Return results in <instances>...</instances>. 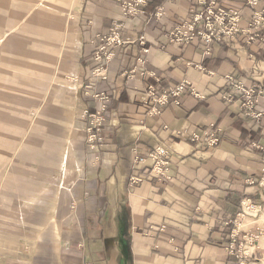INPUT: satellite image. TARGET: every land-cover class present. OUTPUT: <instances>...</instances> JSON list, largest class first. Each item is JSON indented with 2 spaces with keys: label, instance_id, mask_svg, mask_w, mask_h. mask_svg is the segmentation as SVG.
I'll use <instances>...</instances> for the list:
<instances>
[{
  "label": "crops",
  "instance_id": "crops-1",
  "mask_svg": "<svg viewBox=\"0 0 264 264\" xmlns=\"http://www.w3.org/2000/svg\"><path fill=\"white\" fill-rule=\"evenodd\" d=\"M219 1L243 10L245 35L206 53L200 38L170 39L198 0H148L133 18L122 16L119 0H83L65 90L83 126L84 111L100 106L92 93L110 91L108 121L102 140L85 144L76 162L60 233L49 247L0 256V264H264V29L249 39L253 9L245 0ZM114 23L124 25L126 43L115 47L107 79L88 86L93 42ZM229 76L255 87L254 109L223 98L233 91ZM183 81L204 97L186 94L150 112L152 88L161 93ZM214 128L218 146L192 142ZM161 146L169 151L167 176L146 156Z\"/></svg>",
  "mask_w": 264,
  "mask_h": 264
},
{
  "label": "rangeland",
  "instance_id": "rangeland-1",
  "mask_svg": "<svg viewBox=\"0 0 264 264\" xmlns=\"http://www.w3.org/2000/svg\"><path fill=\"white\" fill-rule=\"evenodd\" d=\"M82 4L0 0V256H28L49 247L51 235L63 226L76 162L85 144L93 148L85 127L98 107L84 111L83 126L78 106L65 90ZM252 21L247 28L251 34L257 30ZM235 97L223 96L228 102ZM107 110L106 104L105 117ZM214 130L220 132L216 147L222 133ZM248 208L254 210V205Z\"/></svg>",
  "mask_w": 264,
  "mask_h": 264
},
{
  "label": "built area",
  "instance_id": "built-area-1",
  "mask_svg": "<svg viewBox=\"0 0 264 264\" xmlns=\"http://www.w3.org/2000/svg\"><path fill=\"white\" fill-rule=\"evenodd\" d=\"M120 10L125 17H138L146 13V5L148 0H119ZM175 1V0H169ZM260 0H245V5L251 8L256 7ZM199 7H193L191 14L179 21L174 29L171 31L170 39L173 42L186 45L193 39L200 38L205 45V52L209 53L214 43L223 42L227 40H234L239 33L245 35V29L240 26L242 20V9L236 7H230L219 0H198ZM157 15L160 16L161 12L158 11ZM253 21L252 25L257 28L256 31L264 29V9H253ZM122 23H114L113 26L105 33L98 35L97 40L93 42V58L97 65L95 66L91 77L88 79V86L94 87L95 83L100 80H106L108 75V67L112 59L115 57V47L126 43L122 37ZM249 39H253L254 33L251 34L250 29H247ZM229 82L233 91L231 93H224V98L231 99L233 95L242 102V107L254 109L256 105V99L254 91L251 86L240 82L235 77L230 76ZM196 95L198 97H204L196 91L194 87L188 82L183 81L175 87L158 93L157 90L151 89L149 104L150 112L157 114L160 109L166 107L172 98L175 99L176 104H180L181 98L186 94ZM111 92H97L92 93V97L100 101V106L94 112L89 114V124L86 129L87 142L90 146L95 147L100 140H102V130L106 125V117L104 110L106 104L108 105ZM240 98V99H239ZM261 111L254 114V117H259ZM192 141H199L201 144L213 147L220 141V132L218 130L205 131L203 134H193ZM169 155V151L166 147H158L155 151L150 152L147 157L154 159V166L152 170L159 176H167L169 170L168 161L166 158ZM145 157H136V162L142 163ZM139 178H135L138 180ZM83 264H92L91 262H84Z\"/></svg>",
  "mask_w": 264,
  "mask_h": 264
},
{
  "label": "bare ground",
  "instance_id": "bare-ground-1",
  "mask_svg": "<svg viewBox=\"0 0 264 264\" xmlns=\"http://www.w3.org/2000/svg\"><path fill=\"white\" fill-rule=\"evenodd\" d=\"M74 9H75V8H73V11H75Z\"/></svg>",
  "mask_w": 264,
  "mask_h": 264
}]
</instances>
